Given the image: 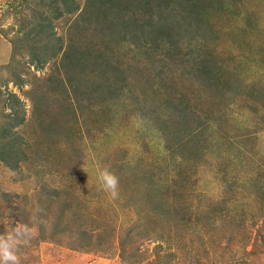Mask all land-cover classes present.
Returning <instances> with one entry per match:
<instances>
[{
    "label": "rangeland",
    "instance_id": "obj_1",
    "mask_svg": "<svg viewBox=\"0 0 264 264\" xmlns=\"http://www.w3.org/2000/svg\"><path fill=\"white\" fill-rule=\"evenodd\" d=\"M0 36L20 264H264V0H0Z\"/></svg>",
    "mask_w": 264,
    "mask_h": 264
},
{
    "label": "clouds",
    "instance_id": "obj_2",
    "mask_svg": "<svg viewBox=\"0 0 264 264\" xmlns=\"http://www.w3.org/2000/svg\"><path fill=\"white\" fill-rule=\"evenodd\" d=\"M98 179L101 187L112 199H118L119 178L107 168L99 172ZM35 233V228L24 223H17L9 233L0 236V264H20L18 251Z\"/></svg>",
    "mask_w": 264,
    "mask_h": 264
},
{
    "label": "crops",
    "instance_id": "obj_3",
    "mask_svg": "<svg viewBox=\"0 0 264 264\" xmlns=\"http://www.w3.org/2000/svg\"><path fill=\"white\" fill-rule=\"evenodd\" d=\"M9 47L8 42L0 36V65L7 64L10 59Z\"/></svg>",
    "mask_w": 264,
    "mask_h": 264
},
{
    "label": "trees",
    "instance_id": "obj_4",
    "mask_svg": "<svg viewBox=\"0 0 264 264\" xmlns=\"http://www.w3.org/2000/svg\"><path fill=\"white\" fill-rule=\"evenodd\" d=\"M169 28V27H168ZM152 33H155L154 32V30L153 31H151V32H149V34L148 35H150V34H152ZM152 36V35H151ZM12 51V50H11ZM10 57H11V54H10ZM5 65H7V64H5ZM2 66H4V65H2Z\"/></svg>",
    "mask_w": 264,
    "mask_h": 264
}]
</instances>
